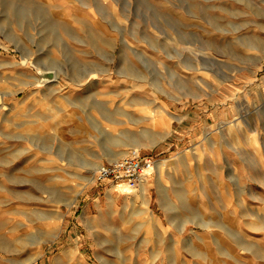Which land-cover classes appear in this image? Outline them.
I'll return each mask as SVG.
<instances>
[{
	"label": "rangeland",
	"instance_id": "obj_1",
	"mask_svg": "<svg viewBox=\"0 0 264 264\" xmlns=\"http://www.w3.org/2000/svg\"><path fill=\"white\" fill-rule=\"evenodd\" d=\"M0 91V264H264V0H0Z\"/></svg>",
	"mask_w": 264,
	"mask_h": 264
},
{
	"label": "built area",
	"instance_id": "obj_2",
	"mask_svg": "<svg viewBox=\"0 0 264 264\" xmlns=\"http://www.w3.org/2000/svg\"><path fill=\"white\" fill-rule=\"evenodd\" d=\"M154 163L155 160L151 155H144L139 149L132 148L127 155L110 163H102L94 173L95 180H111L127 188H135Z\"/></svg>",
	"mask_w": 264,
	"mask_h": 264
},
{
	"label": "bare ground",
	"instance_id": "obj_3",
	"mask_svg": "<svg viewBox=\"0 0 264 264\" xmlns=\"http://www.w3.org/2000/svg\"><path fill=\"white\" fill-rule=\"evenodd\" d=\"M118 25V27H119V23L117 24ZM40 69H42V68H40ZM42 70H47V69H42ZM85 75V74H84ZM58 75H57V72H55L54 73V78L53 79H56V77H57ZM41 78V77H40ZM43 79V78H42ZM46 79V81H49V80H47V78H45ZM53 79H50V80H53ZM59 80V79H58ZM79 81H81V79H78ZM90 83L92 82L91 80L89 81ZM90 83H87V84H89L90 85ZM92 84V83H91ZM3 93L4 92H1L0 91V105H3V104H5L6 103V98H4L2 95H3ZM2 94V95H1ZM132 148H137V149H139V145L138 144H134V146H132ZM125 153V150L124 151H121L120 152V154L118 155V156H116L115 158H118L119 159V156H122L123 154ZM124 156V155H123ZM121 158V157H120ZM161 163H162V160H159L158 162H157V164H156V166L158 167H160L161 166ZM163 164V163H162ZM97 166H100V163H97ZM147 175H145V177H146ZM94 177V175L93 176H91V177H87V179H89V178H93ZM144 177V180L142 181V186H141V191H142V194H146V190H147V186H148V176H147V178H145ZM84 184V183H83ZM114 190H116V189H112L111 191H114ZM134 191V190H133ZM130 193V192H129ZM128 196V195H127ZM114 197V196H113ZM219 220V219H218ZM83 263V262H82Z\"/></svg>",
	"mask_w": 264,
	"mask_h": 264
},
{
	"label": "water",
	"instance_id": "obj_4",
	"mask_svg": "<svg viewBox=\"0 0 264 264\" xmlns=\"http://www.w3.org/2000/svg\"><path fill=\"white\" fill-rule=\"evenodd\" d=\"M39 72L42 75V78H43L42 81L46 82L45 78H47V80H50V79L54 78L55 71L52 70V69L42 70V69L39 68Z\"/></svg>",
	"mask_w": 264,
	"mask_h": 264
},
{
	"label": "crops",
	"instance_id": "obj_5",
	"mask_svg": "<svg viewBox=\"0 0 264 264\" xmlns=\"http://www.w3.org/2000/svg\"><path fill=\"white\" fill-rule=\"evenodd\" d=\"M168 118H169V120H170V116H169V115H168ZM171 124H172V122H171V120H170V126H171ZM170 126H169V129H170ZM169 129H168V130H169ZM168 130H167V131H168ZM107 160H108V159H107ZM108 161H109V160H108ZM154 169H155V165H154V167H153V171H154ZM146 175H147V174H146ZM148 175H149V173H148ZM143 180H144V179H143ZM143 180H142V181H143ZM142 181H141L140 185H142ZM124 187H125V186H123L122 188H124ZM130 189H131V188H130ZM127 190H128V189H127Z\"/></svg>",
	"mask_w": 264,
	"mask_h": 264
}]
</instances>
